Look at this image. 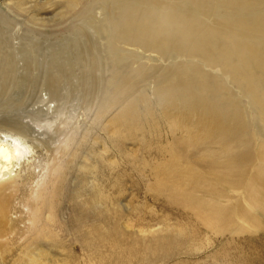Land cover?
<instances>
[{
    "label": "bare ground",
    "instance_id": "1",
    "mask_svg": "<svg viewBox=\"0 0 264 264\" xmlns=\"http://www.w3.org/2000/svg\"><path fill=\"white\" fill-rule=\"evenodd\" d=\"M82 1L65 0L61 12L72 21L69 33H75L68 44L42 39L33 29L21 32L0 9V112L12 100L10 87L25 81L29 68L44 74L50 89L77 70L80 80L91 83L83 109L93 122L107 114L109 125L114 119L108 128L114 136L129 133V124L159 122L162 116L167 130L179 132L185 150L167 147L173 167H165L170 172H162V180L173 184L159 190L162 194L190 208L213 233L264 228V0H90L87 7ZM46 43L48 52H37ZM48 108L52 112L54 103ZM5 120L10 134L0 139V236L36 225L49 234L56 184L77 128L52 119L61 139L19 227L9 222L14 199L9 192L18 188L19 170L41 140L22 121ZM233 196L237 200L229 202ZM232 215L238 226H232Z\"/></svg>",
    "mask_w": 264,
    "mask_h": 264
},
{
    "label": "rangeland",
    "instance_id": "2",
    "mask_svg": "<svg viewBox=\"0 0 264 264\" xmlns=\"http://www.w3.org/2000/svg\"><path fill=\"white\" fill-rule=\"evenodd\" d=\"M89 2L83 0L82 6ZM0 9L23 33L33 29L42 39L63 44L75 35L68 30L69 16L61 18L65 0H0ZM36 17L44 22H35ZM53 32L56 36H46ZM47 46H39L37 52L43 49L47 53ZM31 70L23 73L25 81L12 84V100L0 112V139L10 134L5 119L11 118L22 121L28 133L41 140L39 151L19 170L18 188L9 192L14 195L11 224L24 225L36 182L48 177L61 139L53 131L52 119H65L77 130L63 178L56 184L51 233L43 234L37 225L26 233L7 231L0 236V248L6 247L0 252V264H264V228L213 233L195 219L190 208L186 210L159 191L173 184L170 179L162 180V172H170L165 167H173L167 160V147L175 144L181 148L179 132L167 130L163 116L159 122L129 124L130 132L116 137L108 132L114 119L109 125L107 114L93 122L90 110L83 109L92 95L91 83L80 80L77 70L60 78L54 89L45 82L44 74ZM47 70L42 68V72ZM53 103L51 112L48 107ZM154 128L159 131L152 132ZM233 217L232 226H238Z\"/></svg>",
    "mask_w": 264,
    "mask_h": 264
}]
</instances>
